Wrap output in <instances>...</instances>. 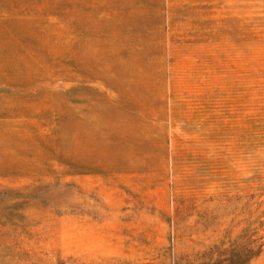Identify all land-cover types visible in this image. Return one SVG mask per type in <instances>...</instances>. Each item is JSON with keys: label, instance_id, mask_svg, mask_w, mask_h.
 I'll use <instances>...</instances> for the list:
<instances>
[{"label": "rangeland", "instance_id": "1", "mask_svg": "<svg viewBox=\"0 0 264 264\" xmlns=\"http://www.w3.org/2000/svg\"><path fill=\"white\" fill-rule=\"evenodd\" d=\"M0 264H264V0H0Z\"/></svg>", "mask_w": 264, "mask_h": 264}]
</instances>
